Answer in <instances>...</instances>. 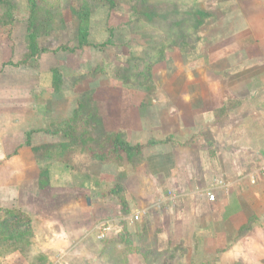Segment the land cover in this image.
<instances>
[{
    "label": "rangeland",
    "instance_id": "rangeland-1",
    "mask_svg": "<svg viewBox=\"0 0 264 264\" xmlns=\"http://www.w3.org/2000/svg\"><path fill=\"white\" fill-rule=\"evenodd\" d=\"M245 4L246 0H9L4 16L5 6L0 5V150L3 157L15 153L10 159L19 161L6 169V175L0 173L12 186L11 194L26 184L36 186V193L56 180L58 205L61 195L78 197L85 204L89 175L101 163L112 162L115 169L118 165L125 170L106 186L120 187L114 197L127 202L124 192L139 180L148 181L138 172L148 151L144 148L137 156L110 152L114 149L109 139L115 133L129 139L130 131L141 128L143 139L149 138L143 140L145 146L155 144L148 130L164 119L171 95L180 105L178 89L198 88L188 87V73L196 78L198 65L212 59L229 69L230 35L242 26ZM82 10L91 12L83 23L88 44L73 48L81 22L77 12ZM30 45L36 54L26 59ZM53 75L59 76V84ZM169 138L158 142L165 144ZM91 151L107 161H99ZM29 156L35 164L24 172L21 163ZM56 167L66 170L58 172ZM36 203L25 205L22 212L31 223L16 237L29 244L19 251L20 246L6 247L0 241V264H250L245 255L220 263L226 247L215 248L203 235L201 243L192 234L190 245L170 246L169 240L156 237L155 229L141 242L140 253L133 237L135 223H128L119 238L76 240L73 253H50L54 260H48L31 241L40 229L36 217L42 216ZM18 206L16 198L0 201V217ZM77 210L72 217L85 215L81 206ZM16 251L22 263L13 255L6 258ZM258 256L264 261V253Z\"/></svg>",
    "mask_w": 264,
    "mask_h": 264
},
{
    "label": "crops",
    "instance_id": "crops-1",
    "mask_svg": "<svg viewBox=\"0 0 264 264\" xmlns=\"http://www.w3.org/2000/svg\"><path fill=\"white\" fill-rule=\"evenodd\" d=\"M242 13V29L230 35L229 58L234 65L223 69L212 59L198 65L196 78L189 72L188 87L198 88L178 89L175 94L180 96V105L171 95L164 119H157L148 130L155 144L145 146L143 140L149 138L143 139L141 128L130 131L129 139L123 136L148 151L138 170L148 181L139 180L133 189L128 188L123 195L127 202H119L113 187L106 186L107 180H117L125 170L118 165L115 169L112 162L101 163L95 174L89 175L92 180L85 204L78 197L61 195L58 205L56 180L36 193L32 192L36 186L19 185L12 195V186L2 176L16 161L10 159L15 153L3 157L0 150V173L5 171L0 174V190H5L0 201L16 198L21 211L37 202L42 216L36 217L40 229L31 241L45 259L54 260L50 253H73L71 244L76 240L119 238L129 228L128 223H135L133 237L140 253L141 242L155 229L156 237L169 240L170 246L179 242L187 245L188 237L195 234L200 243L203 235L215 248L226 247L221 250L220 263H233L245 255L250 264H264L258 256L264 253V175L256 180L249 175L264 166V0H246ZM209 72L217 76H209ZM163 137H170L165 144L158 142ZM32 161L33 156H29L21 163L24 172L35 164ZM208 190L215 193L214 201L205 196ZM79 206L85 215L72 217L79 213ZM136 214L140 222L132 220ZM228 238V243L223 242ZM11 256L22 263L19 252L6 258Z\"/></svg>",
    "mask_w": 264,
    "mask_h": 264
},
{
    "label": "trees",
    "instance_id": "trees-1",
    "mask_svg": "<svg viewBox=\"0 0 264 264\" xmlns=\"http://www.w3.org/2000/svg\"><path fill=\"white\" fill-rule=\"evenodd\" d=\"M32 1V0H31ZM0 5L5 6L3 11V16L7 15L8 8H9V0H0ZM7 7V8H6ZM91 15V12L89 11H79L77 12V18L80 20L79 28L77 30V42L76 45L73 48H82L86 44H88L87 41V31L86 27L83 24L84 19H88V17ZM32 33H35V27L32 31ZM107 42V40H106ZM64 50H69V47L62 46L61 47ZM71 48V49H73ZM35 47L29 46V52L26 54V59L30 56H33L35 53ZM25 59V60H26ZM54 82L57 85L59 84L60 78L59 76L53 75ZM113 144V149L110 152H122L126 154H134L139 155L140 151L142 150L141 144H130L128 141H125L124 139L120 138V136L115 133L112 135V137L109 139ZM25 145H29V135L27 134V139L25 142ZM116 146V147H115ZM92 155L97 158L99 161H107L104 157L101 155H98L96 151H91ZM131 156V155H130ZM132 157V156H131ZM57 170V169H56ZM120 187H117V190H112V192H117ZM31 218L21 210H15L8 212V215L6 217H0V241L3 242V244L8 247L10 244H16L17 246H20V248H17L19 251H23V249L29 244L27 242V239H21L20 241H17L16 237H21V235H24V232H27L26 230L30 226Z\"/></svg>",
    "mask_w": 264,
    "mask_h": 264
},
{
    "label": "built area",
    "instance_id": "built-area-1",
    "mask_svg": "<svg viewBox=\"0 0 264 264\" xmlns=\"http://www.w3.org/2000/svg\"><path fill=\"white\" fill-rule=\"evenodd\" d=\"M249 175H250V178L252 180H256L259 176H263L264 175V166L262 168H260L259 170L251 171L249 173ZM168 194H171V192H168ZM205 196L207 197V199L209 201H214L216 198L215 193L211 190L206 191ZM139 219H140L139 214H136L132 217V220H134V221H138ZM99 238H101V236Z\"/></svg>",
    "mask_w": 264,
    "mask_h": 264
}]
</instances>
